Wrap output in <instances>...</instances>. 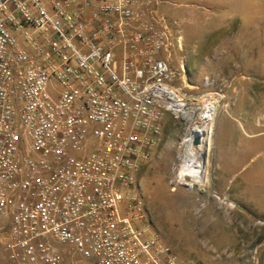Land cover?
<instances>
[{
  "label": "built area",
  "instance_id": "1",
  "mask_svg": "<svg viewBox=\"0 0 264 264\" xmlns=\"http://www.w3.org/2000/svg\"><path fill=\"white\" fill-rule=\"evenodd\" d=\"M164 2L0 0V246L13 264H200L152 234L138 180L166 112L190 99Z\"/></svg>",
  "mask_w": 264,
  "mask_h": 264
},
{
  "label": "rangeland",
  "instance_id": "2",
  "mask_svg": "<svg viewBox=\"0 0 264 264\" xmlns=\"http://www.w3.org/2000/svg\"><path fill=\"white\" fill-rule=\"evenodd\" d=\"M164 1L180 40L177 85L187 98L222 101L204 150L206 179L181 172L201 106L188 102L190 122L166 112L138 172L150 230L200 264H264V0Z\"/></svg>",
  "mask_w": 264,
  "mask_h": 264
},
{
  "label": "bare ground",
  "instance_id": "3",
  "mask_svg": "<svg viewBox=\"0 0 264 264\" xmlns=\"http://www.w3.org/2000/svg\"><path fill=\"white\" fill-rule=\"evenodd\" d=\"M187 101L192 105L201 106V126L199 130L195 132L196 134L200 135L201 143L198 146H193L190 142V145L187 149V158L182 164L181 172L183 174L198 175L206 179L204 150H208L210 147L211 127L213 125L216 112L222 101V97L217 93H212L202 95L198 99H189ZM182 106L183 104L179 105L178 109H180ZM192 115H194L193 112H181L182 119L186 120L187 122L191 121Z\"/></svg>",
  "mask_w": 264,
  "mask_h": 264
},
{
  "label": "crops",
  "instance_id": "4",
  "mask_svg": "<svg viewBox=\"0 0 264 264\" xmlns=\"http://www.w3.org/2000/svg\"><path fill=\"white\" fill-rule=\"evenodd\" d=\"M0 264H13L11 261L7 259L6 254L1 246H0Z\"/></svg>",
  "mask_w": 264,
  "mask_h": 264
},
{
  "label": "water",
  "instance_id": "5",
  "mask_svg": "<svg viewBox=\"0 0 264 264\" xmlns=\"http://www.w3.org/2000/svg\"><path fill=\"white\" fill-rule=\"evenodd\" d=\"M191 143L193 146H198L200 145L201 143V137L200 135L194 133L193 136H192V140H191ZM224 199V198H223ZM225 200V199H224Z\"/></svg>",
  "mask_w": 264,
  "mask_h": 264
}]
</instances>
